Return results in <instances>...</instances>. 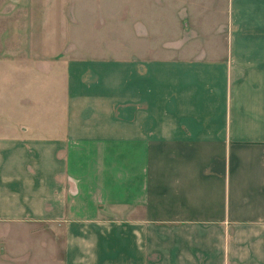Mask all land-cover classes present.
I'll list each match as a JSON object with an SVG mask.
<instances>
[{
  "label": "crops",
  "instance_id": "crops-1",
  "mask_svg": "<svg viewBox=\"0 0 264 264\" xmlns=\"http://www.w3.org/2000/svg\"><path fill=\"white\" fill-rule=\"evenodd\" d=\"M0 264H264V0H0Z\"/></svg>",
  "mask_w": 264,
  "mask_h": 264
},
{
  "label": "rangeland",
  "instance_id": "rangeland-1",
  "mask_svg": "<svg viewBox=\"0 0 264 264\" xmlns=\"http://www.w3.org/2000/svg\"><path fill=\"white\" fill-rule=\"evenodd\" d=\"M112 1V3H117V2H119V0H111ZM114 6V8H118L119 6L118 5H113Z\"/></svg>",
  "mask_w": 264,
  "mask_h": 264
}]
</instances>
